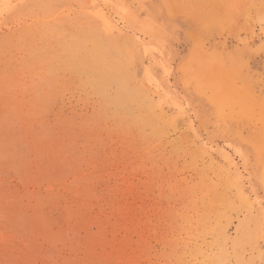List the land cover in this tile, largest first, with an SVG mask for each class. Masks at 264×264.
Instances as JSON below:
<instances>
[{
    "label": "rangeland",
    "instance_id": "obj_1",
    "mask_svg": "<svg viewBox=\"0 0 264 264\" xmlns=\"http://www.w3.org/2000/svg\"><path fill=\"white\" fill-rule=\"evenodd\" d=\"M0 264H264V0H0Z\"/></svg>",
    "mask_w": 264,
    "mask_h": 264
},
{
    "label": "bare ground",
    "instance_id": "obj_2",
    "mask_svg": "<svg viewBox=\"0 0 264 264\" xmlns=\"http://www.w3.org/2000/svg\"><path fill=\"white\" fill-rule=\"evenodd\" d=\"M156 130V129H155ZM157 138V137H156Z\"/></svg>",
    "mask_w": 264,
    "mask_h": 264
}]
</instances>
